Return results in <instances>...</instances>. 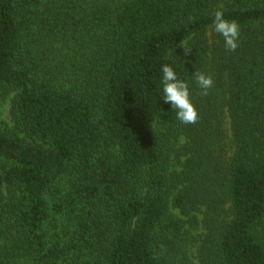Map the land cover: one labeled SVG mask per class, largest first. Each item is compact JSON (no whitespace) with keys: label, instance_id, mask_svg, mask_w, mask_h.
I'll use <instances>...</instances> for the list:
<instances>
[{"label":"trees","instance_id":"16d2710c","mask_svg":"<svg viewBox=\"0 0 264 264\" xmlns=\"http://www.w3.org/2000/svg\"><path fill=\"white\" fill-rule=\"evenodd\" d=\"M217 10L239 25L234 52ZM166 63L195 123L160 101ZM9 94L0 264H264V0H0Z\"/></svg>","mask_w":264,"mask_h":264},{"label":"clouds","instance_id":"9594fccd","mask_svg":"<svg viewBox=\"0 0 264 264\" xmlns=\"http://www.w3.org/2000/svg\"><path fill=\"white\" fill-rule=\"evenodd\" d=\"M212 26L214 32L223 37L225 48L230 52H234L239 46V25L234 20H226L223 11L217 10L213 14ZM183 51L185 57H187L191 50L186 48ZM160 71V101L175 111V117L180 123H195L198 119V113L192 103L189 82L180 77V74L172 64L161 65ZM193 78L201 90V95L206 96L208 90L213 86L212 77L200 72H194Z\"/></svg>","mask_w":264,"mask_h":264},{"label":"rangeland","instance_id":"374dc122","mask_svg":"<svg viewBox=\"0 0 264 264\" xmlns=\"http://www.w3.org/2000/svg\"><path fill=\"white\" fill-rule=\"evenodd\" d=\"M210 35V34H209ZM13 98V94H9L5 97L0 98V130L3 133H15V127L14 124L12 122L11 116H10V107H11V100ZM224 124H225V128L227 130H229V121L226 118L224 120ZM162 129H160L161 132ZM229 138V137H228ZM170 141V144L174 145V150H176V148H178L181 144V141L178 142V144L174 143V141L172 139L167 140L166 142ZM226 158H228L231 154V150H230V142L229 139L228 141H226ZM103 153L108 154V153H112V151L107 150V151H103ZM170 170H179L180 166L178 164V162L175 160V157L171 156L170 158ZM199 216V220L202 219V215H198ZM257 233L259 234V236L261 238H264V220L263 222L257 227ZM204 234L203 228L200 227L199 229H197L195 232L192 231V240L190 241L191 246L189 247V251H190V256L194 257L193 261L197 262V255H198V248L201 244V235Z\"/></svg>","mask_w":264,"mask_h":264}]
</instances>
